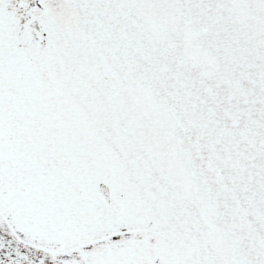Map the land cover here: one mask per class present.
I'll return each mask as SVG.
<instances>
[{
  "label": "snow or ice",
  "instance_id": "obj_1",
  "mask_svg": "<svg viewBox=\"0 0 264 264\" xmlns=\"http://www.w3.org/2000/svg\"><path fill=\"white\" fill-rule=\"evenodd\" d=\"M0 264H264V0H0Z\"/></svg>",
  "mask_w": 264,
  "mask_h": 264
}]
</instances>
